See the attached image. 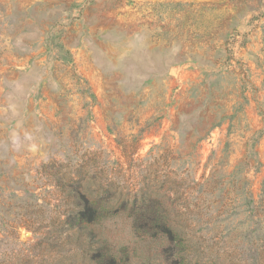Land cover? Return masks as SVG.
<instances>
[{
  "label": "rangeland",
  "instance_id": "374dc122",
  "mask_svg": "<svg viewBox=\"0 0 264 264\" xmlns=\"http://www.w3.org/2000/svg\"><path fill=\"white\" fill-rule=\"evenodd\" d=\"M0 264H264V0H0Z\"/></svg>",
  "mask_w": 264,
  "mask_h": 264
},
{
  "label": "trees",
  "instance_id": "16d2710c",
  "mask_svg": "<svg viewBox=\"0 0 264 264\" xmlns=\"http://www.w3.org/2000/svg\"><path fill=\"white\" fill-rule=\"evenodd\" d=\"M86 207L88 212H82L83 219L87 220L88 222H94L99 214V209L88 203L86 204Z\"/></svg>",
  "mask_w": 264,
  "mask_h": 264
}]
</instances>
